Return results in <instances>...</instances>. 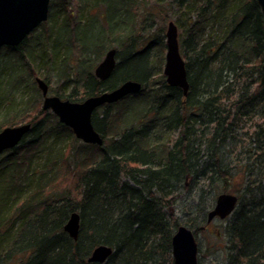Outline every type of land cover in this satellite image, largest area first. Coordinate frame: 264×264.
<instances>
[{
  "label": "trees",
  "instance_id": "16d2710c",
  "mask_svg": "<svg viewBox=\"0 0 264 264\" xmlns=\"http://www.w3.org/2000/svg\"><path fill=\"white\" fill-rule=\"evenodd\" d=\"M90 1L51 2L49 41L40 57L61 82L57 97L81 103L127 80L143 89L95 112L101 147L78 140L41 109V101L30 106L24 122L32 130L0 156V264H98L88 260L101 245L114 249L104 264H174L177 229L204 234L207 213L223 193L239 198L223 232L224 264H264V16L258 1L155 0L178 13L187 97L166 82L165 42L135 36L132 0L92 1L89 12L102 8L107 14L103 44L96 48L99 33L88 38L85 32ZM141 23L143 29L154 25ZM35 34L0 50L6 77L0 131L19 123L14 117L25 93L12 92L23 78L8 90L4 86L8 69L21 75L19 68L31 59L30 41L40 38ZM104 43L118 45L119 63L102 82L92 73L90 54H100ZM77 47L81 56L74 68ZM73 82L76 89L67 91ZM37 86L33 90L40 93ZM244 142L256 148L240 149ZM184 190L195 201L185 206L181 222L168 211ZM74 212L80 214L77 240L64 231Z\"/></svg>",
  "mask_w": 264,
  "mask_h": 264
},
{
  "label": "water",
  "instance_id": "95a60500",
  "mask_svg": "<svg viewBox=\"0 0 264 264\" xmlns=\"http://www.w3.org/2000/svg\"><path fill=\"white\" fill-rule=\"evenodd\" d=\"M52 0H0V49L3 47H19L35 30L49 19ZM264 16V0H257ZM166 57L164 76L168 86L179 88L184 96H188L190 85L186 62L181 54L179 30L175 22L170 21L166 32ZM117 50H109L104 60L95 70V77L102 82L109 80L117 67ZM264 82V63H263ZM38 88L44 97L43 110L51 111L61 124L69 127L76 138L84 144L104 145V139L93 125L95 112L105 106L120 102L130 95L142 91V83L134 80L123 82L111 91L89 97L81 103L62 100L57 96H49V86L45 80L36 79ZM30 123L7 127L0 131V156L16 148L30 133ZM239 203L237 195L223 193L216 198L215 206L208 213L207 223L216 219L226 220L236 211ZM205 228H202L204 230ZM80 230V214L70 215L64 231L74 240L78 239ZM199 243L196 233L180 226L172 239L174 264H199ZM114 249L101 245L94 249L89 263L104 264L113 255Z\"/></svg>",
  "mask_w": 264,
  "mask_h": 264
},
{
  "label": "rangeland",
  "instance_id": "374dc122",
  "mask_svg": "<svg viewBox=\"0 0 264 264\" xmlns=\"http://www.w3.org/2000/svg\"><path fill=\"white\" fill-rule=\"evenodd\" d=\"M92 1L93 0L89 2V8L87 9V13H86V15L88 14L87 16L90 17L89 18L90 21H89L87 28L85 29V32L88 35L87 36L88 38L94 37L96 34L99 33V37L95 41V42L99 41V43L95 45V48H96V47H101V44H103L102 35H104V29L105 27H107L106 26L107 22L105 21V17L107 14H105V11L102 8H96L89 12L90 8L92 7V3H94ZM153 1L152 0H132L135 6L134 10L132 11V14L134 12L136 13V17H137L136 23L138 22L136 26V30H135V36L137 35L138 38L141 37V38L148 39L147 42L148 41L155 42L156 40H161L165 42V45H166V32H167L168 24L170 21H173L178 26L177 24L178 13L174 11L173 8L169 9V7L165 5L161 7V5H157V2H153ZM157 7H161L162 12H159ZM149 8H154V9L153 11H149ZM152 15L154 16L150 17ZM145 19L149 20L154 25L150 28L143 29L141 22L142 20H145ZM50 29H51V25L47 21L46 23H44V27L41 26L39 29L35 31L36 32L35 35H38V37L40 36V38L39 39L37 38V40L34 41L35 37L33 36L34 37L33 40L30 41L31 43L29 45L34 48L33 54L31 56V59L28 58L24 62V66L22 65L19 68L21 75L19 73L18 74L14 73L12 68L8 69L9 79L7 80H9V85L5 84L4 87L11 86V84H13L15 81H19L21 79V76L23 78V81L21 82L19 89H14L12 92L17 95H19L18 93H25V101H24L25 103H23L24 106L21 107V112L16 113L14 117L16 121H19L17 126L27 124L26 122H24L25 121L24 116H26V113H28L29 108H31L32 107L31 105H33L36 101H41L40 105H41V109H43L44 97L42 93L41 92L37 93L35 90H33V87H35V85L37 86L36 84L37 78H41L45 80V82L48 84L49 96H57L56 93L60 89L61 82H59V79L57 78V74L51 72V70L46 66V64L43 63V60L40 57V54L43 53V50L44 48H46L47 43L49 41L48 39L49 37L47 36H48ZM180 30L181 29L179 28V34L183 32ZM112 49L119 50L118 45L112 44L111 46V43H106L105 47L100 51V54L98 55L90 54L92 63L94 65L93 70H92V73H94V75H95L96 68L104 60L106 53ZM166 52H167V47L164 52L165 54L164 59L166 57ZM80 54H81V51L78 50V47H77L73 55L74 68H76V65H77L75 61H77L78 63L79 56H81ZM98 56H100L99 57L100 60H97ZM83 59L84 58H82V60ZM7 64L9 65L10 62H7ZM71 64H72V60H71ZM164 65H165V62H164ZM163 72H164V66H163ZM3 79L5 80L6 77L4 78V76L0 74V85ZM75 89H76V84L73 82L69 85L68 89L66 90L69 92H72ZM6 90H8V87L6 88ZM40 94L41 96H39ZM29 101H31V104L27 105V102ZM33 115L34 114H32L31 116ZM17 126H14V127H17ZM117 127H120V123L118 124ZM194 201H195L194 193H190L189 191L184 190L180 196V202L178 203V205L172 208L171 210H169L168 213L177 216L181 220V222H183L186 220L185 218L186 213L184 212L185 206L188 207ZM211 209H209V211ZM226 226H227L226 221H221L217 219L216 221L213 222L209 230H207L204 234L199 235V247L201 251L199 255L200 264H224L225 263L226 257H225L224 250L222 248L224 247V243H225V236H223V232Z\"/></svg>",
  "mask_w": 264,
  "mask_h": 264
},
{
  "label": "bare ground",
  "instance_id": "6f19581e",
  "mask_svg": "<svg viewBox=\"0 0 264 264\" xmlns=\"http://www.w3.org/2000/svg\"><path fill=\"white\" fill-rule=\"evenodd\" d=\"M153 1V0H152ZM153 2H155V0L153 1ZM162 3H164L163 1H161ZM166 6V5H165ZM117 56V55H116ZM118 60H117V65H118ZM128 81V80H127ZM167 82V81H166ZM187 97V96H186ZM241 148L240 149H242V150H250L251 148L252 149H254V148H256V145H253L252 147L251 146H248V144H247V142H244V144L242 145V146H240ZM223 149H225V151H226V149L228 150V148H223ZM229 156H230V154H229ZM228 194H233V193H228ZM234 195H236V194H234ZM214 206H215V204H214ZM214 206H213V208H214ZM123 208H125L126 209V205H123L122 206ZM212 208V209H213ZM212 209L210 210V211H212ZM128 210H126L125 212H127ZM141 210H139V212H140ZM210 211H208V213L210 212ZM208 213H207V218H208ZM207 221V220H206ZM208 224V223H207ZM203 228V227H202ZM202 228H201V230H202ZM200 235V234H199ZM199 235H197V238H198V242H199ZM173 239V238H172ZM172 258H173V262H174V257H173V254H172Z\"/></svg>",
  "mask_w": 264,
  "mask_h": 264
},
{
  "label": "flooded vegetation",
  "instance_id": "af4514ba",
  "mask_svg": "<svg viewBox=\"0 0 264 264\" xmlns=\"http://www.w3.org/2000/svg\"><path fill=\"white\" fill-rule=\"evenodd\" d=\"M212 224H213V223H211V224H207V227L205 228V230H209L210 227L212 226Z\"/></svg>",
  "mask_w": 264,
  "mask_h": 264
}]
</instances>
